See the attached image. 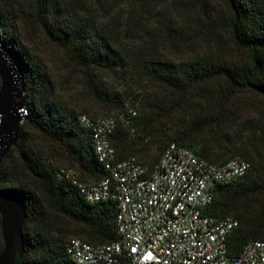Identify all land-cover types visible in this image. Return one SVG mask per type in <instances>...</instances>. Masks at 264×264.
I'll list each match as a JSON object with an SVG mask.
<instances>
[{"label": "trees", "instance_id": "1", "mask_svg": "<svg viewBox=\"0 0 264 264\" xmlns=\"http://www.w3.org/2000/svg\"><path fill=\"white\" fill-rule=\"evenodd\" d=\"M117 1L0 0V41L18 62L25 85V119L0 163V191L25 209L24 250L14 264H76L66 251L70 239L92 245L118 240L116 204L89 203L74 184L107 177L81 115L118 119L110 143L119 161L152 168L173 144L218 166L246 161L249 170L216 185L203 212L237 219L227 239L228 257L235 259L248 243L264 242V115L246 117L238 104L247 94L264 99V0H218L229 13L224 28L235 58L210 52L179 63L127 47L123 28L102 15L105 5ZM25 27L38 29L85 72L100 111H79L61 99L21 42ZM99 75L114 77L116 84L99 86ZM212 88L219 95L212 96ZM2 249L0 226V254Z\"/></svg>", "mask_w": 264, "mask_h": 264}, {"label": "built area", "instance_id": "2", "mask_svg": "<svg viewBox=\"0 0 264 264\" xmlns=\"http://www.w3.org/2000/svg\"><path fill=\"white\" fill-rule=\"evenodd\" d=\"M122 119V117H119ZM92 131L96 157L107 173L97 183L74 184L89 203L116 204L118 240L92 245L68 241L66 251L76 264H264V242H250L235 259L227 239L238 221L203 214L216 185L230 183L249 170L235 158L222 166L170 145L150 168L134 159L119 161L110 143L117 118L79 117Z\"/></svg>", "mask_w": 264, "mask_h": 264}, {"label": "rangeland", "instance_id": "3", "mask_svg": "<svg viewBox=\"0 0 264 264\" xmlns=\"http://www.w3.org/2000/svg\"><path fill=\"white\" fill-rule=\"evenodd\" d=\"M104 10L107 15H102L110 16L111 22L123 28L124 43L132 50L152 52L174 63L210 52L230 58L237 56L224 28L229 13L218 0H118L115 6L105 5ZM20 37L50 76L61 99L79 111L87 110L89 114L100 111L85 72L74 66L63 51L35 28L20 29ZM99 78V86L116 84L109 75ZM213 90L217 88L209 90L212 96L219 95ZM241 103V112L246 117L264 115V99L247 94L239 98L238 104ZM61 162L67 166L64 158Z\"/></svg>", "mask_w": 264, "mask_h": 264}, {"label": "water", "instance_id": "4", "mask_svg": "<svg viewBox=\"0 0 264 264\" xmlns=\"http://www.w3.org/2000/svg\"><path fill=\"white\" fill-rule=\"evenodd\" d=\"M25 85L20 66L0 41V163L18 140L19 127L25 119ZM23 204L0 191V226L3 249L0 264H14L22 256Z\"/></svg>", "mask_w": 264, "mask_h": 264}]
</instances>
